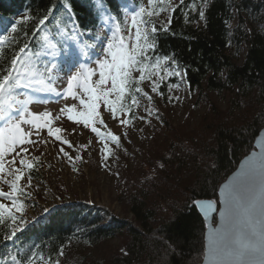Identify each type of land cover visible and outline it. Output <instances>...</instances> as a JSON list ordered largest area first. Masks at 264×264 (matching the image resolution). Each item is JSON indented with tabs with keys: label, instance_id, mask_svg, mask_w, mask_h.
Wrapping results in <instances>:
<instances>
[{
	"label": "trees",
	"instance_id": "16d2710c",
	"mask_svg": "<svg viewBox=\"0 0 264 264\" xmlns=\"http://www.w3.org/2000/svg\"><path fill=\"white\" fill-rule=\"evenodd\" d=\"M122 1L128 0H0V74L21 47L43 50L45 27L62 42L72 37L65 31L72 30L71 18L86 34L102 20L104 9L124 27ZM155 13L145 17L157 29L150 37L156 48L149 55L186 69L189 92L206 99L211 116L200 120L199 130L168 128V138L147 148L137 167H127L119 200L130 218L119 219L85 202L56 207L46 221L23 228L13 240H3L7 229L0 228V260L11 264L12 255L24 257L34 250L50 256L52 264H200L205 222L195 201H217L219 184L253 148L264 125V0H179L167 22ZM45 16L49 19L39 25ZM248 16L258 27L242 29ZM239 43L244 53L236 63L230 49ZM214 92L225 94V110L217 109ZM116 236L123 239V251H95Z\"/></svg>",
	"mask_w": 264,
	"mask_h": 264
},
{
	"label": "snow or ice",
	"instance_id": "6c2138e0",
	"mask_svg": "<svg viewBox=\"0 0 264 264\" xmlns=\"http://www.w3.org/2000/svg\"><path fill=\"white\" fill-rule=\"evenodd\" d=\"M152 3L153 0H148L149 5ZM153 15L156 13L142 6L138 11H132L131 27L126 29L127 35L121 28L122 21L118 17L109 16V22L115 25L114 29L106 28L104 36L96 37L97 44L91 46L92 55L87 59H85L86 53L78 47L79 40L74 30L65 29L69 36L76 38L69 41L66 37L63 43L57 40L55 35L46 34L43 36V41L49 49L46 55L52 57L47 64L34 63L32 56L26 51L28 46L25 45L12 57L10 67L4 70V74H0V122H2L0 183L6 184L9 188L7 192L0 189V228L7 229L2 237L3 240H13L26 223L23 218L25 199L21 197L26 198L29 195L26 188L32 186L31 172L35 167L33 161L40 160V157L35 156L28 158L30 155L28 146L37 143L49 144V140L32 139L34 134L37 137L40 135V121L43 120V127L46 128L48 137L69 148L73 147L70 141L60 135L66 129L53 127L54 121L60 117H53L48 112H45L43 117L30 113L29 101L16 98L19 94L18 90L29 88L32 77L47 76L50 81L54 75L58 77L67 75L65 98L78 100L83 110L77 111L75 105H66L60 109V113L66 114L69 121L89 128L99 138V142L103 145L101 150L103 158L107 161L108 156L112 154L109 145L115 144L119 147L121 141L120 136L110 130L101 131L97 127V123L107 127L99 111L100 106L106 107L112 119L127 126L134 116V109L140 107L139 96L146 97L150 103L153 101L152 95L140 86L145 80L151 82L152 93L165 98L161 86L165 84L166 78L171 81L173 77L184 79L187 75L186 69L182 73L180 70L165 66L168 63L167 57L153 61L149 55L156 48L150 37L157 29L155 25L149 27L150 21L145 20L144 17ZM203 15V12H200V16ZM48 19V16H45L39 21V25H44ZM18 23L19 21L13 23L11 27L13 32L16 31ZM4 39L6 40L7 37L5 36ZM97 47L99 51H96ZM55 49H59V52L53 51ZM92 62L94 66L89 67V63ZM172 63L175 64V61ZM137 72L138 77L133 75ZM168 87L171 91L179 85L169 83ZM166 99L171 103L179 97L169 96ZM117 113H120V116H117ZM145 113V116H140L138 119L151 123L147 117L152 116V110L146 108ZM155 119L161 124L164 123L158 110ZM23 125L30 127L26 130ZM81 147L87 146L81 145ZM59 153L70 163L82 159L80 155L70 156L64 147L59 148ZM9 155H11L10 160L6 159ZM104 166L107 167V163ZM72 170L78 171L74 165ZM25 178L27 183L22 184ZM222 194L224 196L222 201L224 207L220 212L222 223L219 229H213L209 244L208 255L211 264H264V151L248 164L240 177L224 185ZM5 200L8 203H4ZM197 206L212 211L217 210L212 201L207 204L197 202ZM47 211L46 208L45 212ZM63 254L61 249L60 255ZM37 260L52 264L50 256L45 258L42 252L38 253L34 250L24 257L11 256V264H35ZM0 264H7V258L0 260ZM55 264H60L59 260L55 261Z\"/></svg>",
	"mask_w": 264,
	"mask_h": 264
},
{
	"label": "rangeland",
	"instance_id": "374dc122",
	"mask_svg": "<svg viewBox=\"0 0 264 264\" xmlns=\"http://www.w3.org/2000/svg\"><path fill=\"white\" fill-rule=\"evenodd\" d=\"M179 0H153L151 5L148 4V0H141L140 4L136 5L134 2L128 1L125 4L127 8L126 20L124 26V34L127 35L126 29L131 27V12L138 11L139 7H145L148 11L158 13V17L161 22L168 21L172 6ZM108 15L105 22L100 27V35L104 36L106 28L115 27L114 24L109 22ZM147 18V16H145ZM144 17V19H145ZM150 27V26H149ZM250 27H258L257 20L251 17H247L246 21L242 23V29H248ZM110 35V33H107ZM97 44L95 39L92 44H85L79 41L78 47L85 53V59L92 55L91 46ZM100 49L97 47L96 51ZM231 53L236 61L240 63L244 53L242 44L236 46L232 45ZM51 57V55H50ZM52 58V57H51ZM89 65H93L89 63ZM173 70H179L168 59L167 65ZM183 73V70H180ZM134 76L138 77L139 73H134ZM56 76V75H55ZM58 82L48 84L42 80H37L34 84L27 89L21 88L26 96L23 99L29 101V112L32 114H38L43 117L45 112L51 113L53 117L59 116L58 120H55L53 127H61L66 129L61 132L60 135L63 139L71 142L73 147L69 148L67 145H62L59 141H55L54 138L47 136V130L43 127V120L40 121L41 129L40 135L37 137L35 134L32 139L34 140H49L48 145L37 143L36 145L28 146L30 148L29 159L32 157H40L39 162L33 161L35 164L36 176L32 174V186L26 188L29 195L21 197L25 199V212L24 220L26 223L35 219L45 218L46 212L54 208L55 206L64 205L75 202H85L100 209H105L110 214L122 218H130V214L127 216L123 213V207L119 200V192L122 188L124 171L130 168H135L142 160L143 153L146 152L150 146H155L163 142L168 136L167 129L170 127L180 131H192L198 129L200 120H207L211 116L212 110L208 109L209 104L205 102L206 99L198 100L195 97V92L190 93L188 84L184 79L179 77H173L171 81L165 80V84L161 86V90L165 98H161L159 95L151 92L152 84L150 81L145 80L140 86L144 91L152 95L153 101L150 103L146 97L142 95L140 99V107L134 109V116L131 118L127 126L121 125L117 120L112 119L106 107L101 105L99 111L101 112L104 122L107 127H103L97 123V127L101 131H111L116 135L123 137L120 146H109L112 154L108 156L107 161L104 160L102 154V143L99 142V138L91 132L89 128H85L82 124H76L67 119L66 114H61L60 109L67 106H76L77 111H82L83 108L79 104L78 100H74L71 97H67V75L56 76ZM95 79V78H94ZM175 83L179 87L169 91L168 84ZM80 92L79 89H76ZM82 94V93H81ZM179 97L178 100L174 99L171 103L166 99L167 97ZM212 98L215 101L217 109L222 111L226 108V96L223 92L212 93ZM152 110V116L147 117L151 123H147L138 119L140 116H145V109ZM165 120V123L161 124L155 119L157 111ZM214 110V109H213ZM215 111V110H214ZM216 112V111H215ZM120 116V113H117ZM123 118V117H122ZM31 119V116H29ZM213 120V119H212ZM167 121V124H166ZM27 130L30 126L23 125ZM206 128V124L204 129ZM35 133V129H33ZM127 133V135H124ZM206 134V130H205ZM208 136V135H207ZM168 138V137H167ZM81 145L87 147L82 148ZM46 147L49 150H46ZM64 147L65 151H68L70 156L81 155V160H73L71 163L67 158H63L59 153V148ZM43 153V155H41ZM123 153L125 156H123ZM6 159H11V155ZM107 163V167H105ZM51 165V167H49ZM73 165L78 171H73ZM118 174V175H117ZM10 179V178H9ZM26 184V178L21 182ZM0 189L7 192L9 188L6 184L0 183ZM8 203V201H3ZM109 216H105L103 222ZM25 223V224H26ZM123 239L120 236L112 237L107 241L101 242L96 248V252L105 251L109 247L110 251H123L124 244ZM35 264H41L35 262Z\"/></svg>",
	"mask_w": 264,
	"mask_h": 264
},
{
	"label": "water",
	"instance_id": "95a60500",
	"mask_svg": "<svg viewBox=\"0 0 264 264\" xmlns=\"http://www.w3.org/2000/svg\"><path fill=\"white\" fill-rule=\"evenodd\" d=\"M262 151H264V125L259 129L253 141V148L243 155L238 161L236 167L226 176V178L219 184L217 189V202H214L211 199H199L195 201V206L198 209V212L203 217L205 222V229L203 234V257L200 264H211V258L208 255L209 244L213 229H219L222 223L220 212L223 210V199L222 190L224 185L232 183L241 173L245 170L250 162L254 160ZM209 201H212L217 210L212 211L206 208L197 206V202L200 204H207Z\"/></svg>",
	"mask_w": 264,
	"mask_h": 264
},
{
	"label": "bare ground",
	"instance_id": "6f19581e",
	"mask_svg": "<svg viewBox=\"0 0 264 264\" xmlns=\"http://www.w3.org/2000/svg\"><path fill=\"white\" fill-rule=\"evenodd\" d=\"M46 150L48 151V150H49V148H47V147H46Z\"/></svg>",
	"mask_w": 264,
	"mask_h": 264
}]
</instances>
